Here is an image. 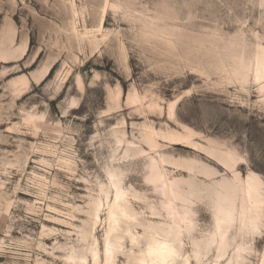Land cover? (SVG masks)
I'll use <instances>...</instances> for the list:
<instances>
[{
  "label": "rangeland",
  "instance_id": "374dc122",
  "mask_svg": "<svg viewBox=\"0 0 264 264\" xmlns=\"http://www.w3.org/2000/svg\"><path fill=\"white\" fill-rule=\"evenodd\" d=\"M261 2L0 0V264H80L70 259L79 253L93 264L96 247L104 264L114 168L143 221L171 222L148 179L152 158L191 197L202 249L196 257L185 231V257L262 264L264 217L256 232L230 227L219 250L210 191L234 169L162 136L189 126L194 142L236 155L243 179L264 182ZM100 201L96 244L84 237ZM116 263L134 264L124 253Z\"/></svg>",
  "mask_w": 264,
  "mask_h": 264
},
{
  "label": "bare ground",
  "instance_id": "6f19581e",
  "mask_svg": "<svg viewBox=\"0 0 264 264\" xmlns=\"http://www.w3.org/2000/svg\"><path fill=\"white\" fill-rule=\"evenodd\" d=\"M26 49V47H25ZM25 52V50H24ZM256 69H264V52L259 56V60ZM49 69L43 74L45 77ZM176 103V102H175ZM175 103L171 105L170 114L173 116L175 114ZM182 132H174L171 134H162L163 137L170 139L175 144H184L190 146L194 149L201 148L209 154L216 157L218 160L223 162L225 165L234 169V179L242 181V184H230L227 179H223L220 185V189L211 190L212 201L219 202V208L214 207L215 225L217 219L223 221L224 217L219 216V212L222 210L226 217L229 219L242 218V225L249 230L258 231L263 222L264 212V197L258 194V185L263 182L261 177L256 173L252 172L248 175L246 179L241 177L240 172H236L235 167L238 159H231L234 154L224 156L219 150L213 146H204L194 142L193 136L196 132L189 126L182 125ZM159 133L155 130L152 131L150 135V140H154V136ZM237 157L236 155H234ZM111 185L115 189V197L113 200L107 199V217L105 219L107 224V230L104 237V264H117L116 258L120 253L129 254L133 259L134 264H143L144 262V252L147 251V244L145 241L146 235H151L153 233L159 235H168L172 238H178L180 244H184L183 234L185 231L187 235H190L191 243L194 246V252L196 257L201 251L202 247L193 232L197 228V221L195 219V213L192 208L191 197L180 190L179 180H171L164 169L158 164L156 159L152 158L151 170L148 175V179L152 181L158 189L167 197L166 208L171 215V222L167 221H149L142 220V213L137 211L133 204L128 198V192L122 186V173L118 168H114L110 172ZM252 179L254 184V195L251 200H249L247 192V181ZM103 203L100 201L94 208L93 211V224L90 228L85 231V240L89 238L95 239L96 244L98 240L95 236V229L97 224L100 222L101 214L100 210ZM140 225L144 228V232L134 233L132 230L133 226ZM230 227H224L223 223L219 227H216V232L220 236L219 250L225 252L229 241L227 240V233ZM254 228V230H253ZM147 229V232H146ZM130 237L133 247H137L136 251L133 247L128 251H125V237ZM247 249L245 246L240 245L237 250V259L242 261L245 259V253ZM93 264H100V250L96 247L91 250ZM186 258H190L186 256ZM72 261L76 263L85 264L87 257L83 253H79L75 256H70ZM262 264H264V259Z\"/></svg>",
  "mask_w": 264,
  "mask_h": 264
},
{
  "label": "snow or ice",
  "instance_id": "6c2138e0",
  "mask_svg": "<svg viewBox=\"0 0 264 264\" xmlns=\"http://www.w3.org/2000/svg\"><path fill=\"white\" fill-rule=\"evenodd\" d=\"M260 6L264 9V0H262ZM230 158L238 159V157H235L234 155ZM229 183L242 184L244 182L234 179L229 181ZM253 184L254 182L250 178L247 181V195L249 200H251L254 195ZM216 187L219 188L220 185H217ZM257 187L259 189L258 194L264 197V182H261ZM212 203L214 207L219 208L218 201H212ZM262 211H264V209H262ZM219 216L224 217V219L221 221V219L218 218L215 227H219L221 223H223L224 227H240L242 223V218L239 220L229 219L222 210L219 212ZM145 241L147 244V251L143 254L145 257L143 264H194L191 258H186L184 256L183 245L180 244L178 238L153 233L151 235H146ZM189 251H192V249L190 248Z\"/></svg>",
  "mask_w": 264,
  "mask_h": 264
}]
</instances>
